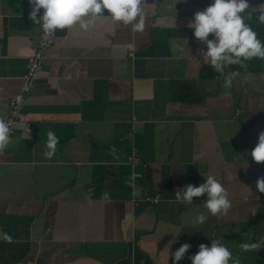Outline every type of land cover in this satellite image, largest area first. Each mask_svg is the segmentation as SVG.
Returning a JSON list of instances; mask_svg holds the SVG:
<instances>
[{"label": "crops", "instance_id": "crops-1", "mask_svg": "<svg viewBox=\"0 0 264 264\" xmlns=\"http://www.w3.org/2000/svg\"><path fill=\"white\" fill-rule=\"evenodd\" d=\"M211 3L146 0L140 32L107 14L87 31L56 32L1 156L0 264H173L183 243L191 248L176 264H191L212 241L240 264H264V245L241 247L264 237L263 165L248 154L264 130V64L221 87L188 27ZM30 11L29 0H0V117L42 30ZM184 81L186 100H176L173 82ZM48 130L59 138L51 158ZM209 175L231 208L193 224L206 195L188 205L174 193Z\"/></svg>", "mask_w": 264, "mask_h": 264}, {"label": "clouds", "instance_id": "clouds-1", "mask_svg": "<svg viewBox=\"0 0 264 264\" xmlns=\"http://www.w3.org/2000/svg\"><path fill=\"white\" fill-rule=\"evenodd\" d=\"M31 11L29 19L42 27L45 36L54 37L58 30H64L79 24L87 31L95 19L107 14L113 22L131 25L140 32L145 27L143 5L146 0H29ZM249 8V0H212L203 10L194 13L188 27L193 36L206 46L203 51L206 62L214 72L222 77L221 87L229 89L233 79L239 72L225 70L233 65L246 68L245 61L252 58L264 59V41L257 37V33L245 22L243 13ZM43 10L42 14L40 10ZM258 21L264 23V6L258 15ZM212 39H209V35ZM11 120L0 117V152L4 151L11 142ZM44 155L51 158L59 143V138L53 130L46 132ZM252 160L264 162V130L257 136V143L248 153ZM256 190L264 194V176L256 180ZM206 195L203 207L206 211L192 214L191 222L200 224L212 216L227 214L231 208L229 193L223 184L214 176L209 175L202 184L195 186L186 184L175 191L178 202L192 204L194 197ZM107 199V193L104 194ZM3 239L11 241V237L4 234ZM264 237L259 242L243 243L244 251L262 248ZM191 248L189 243H183L172 253L173 264L184 258ZM191 264H240L238 258H233L232 252L219 243L212 241L210 246L200 244L198 251L188 257Z\"/></svg>", "mask_w": 264, "mask_h": 264}, {"label": "built area", "instance_id": "built-area-1", "mask_svg": "<svg viewBox=\"0 0 264 264\" xmlns=\"http://www.w3.org/2000/svg\"><path fill=\"white\" fill-rule=\"evenodd\" d=\"M52 40H53V37L45 36L43 29L40 31L37 37L36 44L32 50V54L27 60L24 74L21 77V84H20L19 90L8 101L9 110L7 114H5L2 117L6 121L11 120L13 122L11 124L10 134L12 133L15 125L17 124L16 115L21 107L23 98L29 91L33 83V80L36 78L37 72L40 69L41 63L44 58L45 50L47 49V47L51 45ZM2 153L3 151L0 152V161H1ZM127 162L135 168L136 166H138L139 159L134 151H132L127 157ZM131 176H132V179H137L140 177V173L138 171H133Z\"/></svg>", "mask_w": 264, "mask_h": 264}, {"label": "trees", "instance_id": "trees-1", "mask_svg": "<svg viewBox=\"0 0 264 264\" xmlns=\"http://www.w3.org/2000/svg\"><path fill=\"white\" fill-rule=\"evenodd\" d=\"M264 0H249L251 3H259ZM261 11H245L247 13L245 22L257 33L258 39L264 41V23L258 21V15ZM247 64L246 68H241L238 65H233L227 68L225 71H236V72H247V71H258L261 70L264 64V59L252 58L251 60L245 61ZM220 76V74H219ZM192 83L190 81H184L181 83L173 82V94L176 100H186V90ZM262 176H264V162H262Z\"/></svg>", "mask_w": 264, "mask_h": 264}, {"label": "water", "instance_id": "water-1", "mask_svg": "<svg viewBox=\"0 0 264 264\" xmlns=\"http://www.w3.org/2000/svg\"><path fill=\"white\" fill-rule=\"evenodd\" d=\"M262 6H264V1L259 3L249 2V8L246 11H261Z\"/></svg>", "mask_w": 264, "mask_h": 264}]
</instances>
